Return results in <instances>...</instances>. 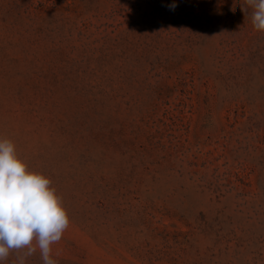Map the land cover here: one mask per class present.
I'll return each instance as SVG.
<instances>
[{
    "label": "rangeland",
    "instance_id": "obj_1",
    "mask_svg": "<svg viewBox=\"0 0 264 264\" xmlns=\"http://www.w3.org/2000/svg\"><path fill=\"white\" fill-rule=\"evenodd\" d=\"M242 3L0 0V138L67 209L58 264H264V32Z\"/></svg>",
    "mask_w": 264,
    "mask_h": 264
},
{
    "label": "clouds",
    "instance_id": "obj_2",
    "mask_svg": "<svg viewBox=\"0 0 264 264\" xmlns=\"http://www.w3.org/2000/svg\"><path fill=\"white\" fill-rule=\"evenodd\" d=\"M245 4L253 10L254 29L264 32V0L240 4L246 15ZM51 184L43 173L29 170L10 139L0 138V262L16 252L13 264H26L39 251L43 264H58L52 245L62 239L70 218Z\"/></svg>",
    "mask_w": 264,
    "mask_h": 264
}]
</instances>
